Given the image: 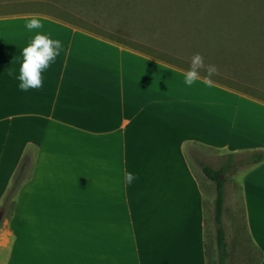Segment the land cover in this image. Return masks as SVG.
<instances>
[{"label": "crops", "instance_id": "crops-1", "mask_svg": "<svg viewBox=\"0 0 264 264\" xmlns=\"http://www.w3.org/2000/svg\"><path fill=\"white\" fill-rule=\"evenodd\" d=\"M5 4L1 204L18 166L32 167L0 226L2 264H209L212 201L185 156L201 140L252 149L240 197L264 264V104L203 79L189 87L183 68L86 31L70 15ZM33 14L42 29L25 28ZM38 32L62 49L43 72V87L21 91L22 51ZM125 171L136 176L130 185Z\"/></svg>", "mask_w": 264, "mask_h": 264}, {"label": "rangeland", "instance_id": "rangeland-1", "mask_svg": "<svg viewBox=\"0 0 264 264\" xmlns=\"http://www.w3.org/2000/svg\"><path fill=\"white\" fill-rule=\"evenodd\" d=\"M26 1L29 0H0L11 8L22 5L56 14L64 12L70 15V22L86 31L163 57L168 64L184 70L188 69L191 56L200 53L205 65L218 69L213 82L264 104V0H30L34 2L21 4ZM204 75L201 70L200 79ZM231 149L228 144L201 140L188 144L185 150L206 198L212 201L211 209L206 210L209 264H219L218 249L213 244L217 192L215 184L203 173L202 164L218 169L228 163L229 153H235V165L225 174L223 223L230 249L227 264H260L259 252L245 228L240 197V173L250 164L247 159L252 149ZM31 167L26 168L23 179L29 178ZM15 205L13 197L5 205L8 210L0 226L11 216ZM6 253L0 249V264Z\"/></svg>", "mask_w": 264, "mask_h": 264}, {"label": "clouds", "instance_id": "clouds-1", "mask_svg": "<svg viewBox=\"0 0 264 264\" xmlns=\"http://www.w3.org/2000/svg\"><path fill=\"white\" fill-rule=\"evenodd\" d=\"M24 26L29 31L42 29L44 24L38 15L29 16L24 22ZM62 43L58 39H52L46 34L37 33L31 42L22 51V62L19 66V89L27 92L29 89H40L43 87V72L50 67L60 54ZM201 70L204 71V83L211 86L212 77L218 74L215 65H205L204 57L200 53H194L189 62V67L184 73V83L192 86L200 79ZM9 76L13 73L9 72ZM136 176L128 171L124 173V181L131 184Z\"/></svg>", "mask_w": 264, "mask_h": 264}, {"label": "trees", "instance_id": "trees-1", "mask_svg": "<svg viewBox=\"0 0 264 264\" xmlns=\"http://www.w3.org/2000/svg\"><path fill=\"white\" fill-rule=\"evenodd\" d=\"M64 13V12H62ZM69 15V14H68ZM235 153L228 154V163L221 166L218 169H214L211 166L202 164V170L205 176L215 184L217 196L215 199V224H216V243L218 249V262L219 264H227L228 257V242L225 233L224 223H223V211H224V203H225V184L226 178L225 174L229 171V169L233 168L235 162L233 160ZM264 156L260 155L258 160H263ZM26 164L22 163L15 170L13 174V182L10 190L6 194L3 199L2 204L0 203V212L4 210L5 205L9 203V201L15 195L17 190V186L21 183L20 178L26 171Z\"/></svg>", "mask_w": 264, "mask_h": 264}, {"label": "water", "instance_id": "water-1", "mask_svg": "<svg viewBox=\"0 0 264 264\" xmlns=\"http://www.w3.org/2000/svg\"><path fill=\"white\" fill-rule=\"evenodd\" d=\"M2 219V213H0V220Z\"/></svg>", "mask_w": 264, "mask_h": 264}]
</instances>
